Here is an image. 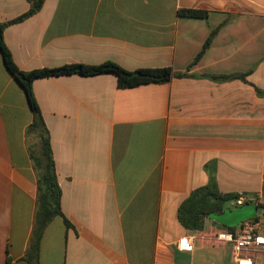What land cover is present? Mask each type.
Instances as JSON below:
<instances>
[{"label":"crops","instance_id":"crops-1","mask_svg":"<svg viewBox=\"0 0 264 264\" xmlns=\"http://www.w3.org/2000/svg\"><path fill=\"white\" fill-rule=\"evenodd\" d=\"M30 8L29 0H0V24ZM182 9L209 15L179 16ZM4 37L25 72L112 62L190 75L129 89L111 73L34 82L64 214L45 229L40 264H237L233 243L219 239L230 230L209 219L188 232L177 213L208 183L211 163L222 193L264 203V0H46ZM232 74H247V82L209 77ZM32 122L0 52V264H31ZM186 237L191 251L178 247Z\"/></svg>","mask_w":264,"mask_h":264},{"label":"trees","instance_id":"trees-1","mask_svg":"<svg viewBox=\"0 0 264 264\" xmlns=\"http://www.w3.org/2000/svg\"><path fill=\"white\" fill-rule=\"evenodd\" d=\"M45 1L46 0H29L31 8L27 13L12 21L0 24V52L5 67L25 90L29 105L33 112V122L27 129V135H34L38 138L37 147L30 150V158L37 176V204L34 216V229L27 251V261L31 264H40V245L47 226L56 217H64L62 211V189L58 180L51 137L33 91L34 82L38 79L50 77L70 75L90 77L111 73L117 76L118 87L120 89H129L148 84L167 83L173 78H185L190 76L186 73H176L171 68L140 69L130 72L112 62H106L101 65L66 64L57 68H43L28 72L20 70L13 59L12 52L5 42V30L11 25L21 23L35 16L42 10ZM178 15L206 19L209 13L204 10L182 9L178 11ZM216 33L217 30L210 33L209 38L195 62H197L208 50ZM209 77L216 81L240 79L247 82V74ZM205 169L209 176L208 183L194 189L178 208V222L188 232L204 230L205 224L207 220L210 219L211 215L224 213L226 209H229V203L238 199L240 196L234 193L224 194L219 190L216 179V167L213 163L207 165ZM251 205L258 206L259 211L262 210L264 215V203L254 202ZM252 220L261 221V217L257 215ZM65 223L67 227L71 226L67 219H65ZM219 225L230 231L235 230L233 227Z\"/></svg>","mask_w":264,"mask_h":264},{"label":"built area","instance_id":"built-area-1","mask_svg":"<svg viewBox=\"0 0 264 264\" xmlns=\"http://www.w3.org/2000/svg\"><path fill=\"white\" fill-rule=\"evenodd\" d=\"M254 202L257 200L241 194L238 199L229 204L237 209ZM219 239L233 243L237 264H254L255 255L264 254V224L262 221L252 219L244 221L234 232H226L220 235ZM178 247L181 251H191L193 249L192 239L188 237L181 239Z\"/></svg>","mask_w":264,"mask_h":264},{"label":"water","instance_id":"water-1","mask_svg":"<svg viewBox=\"0 0 264 264\" xmlns=\"http://www.w3.org/2000/svg\"><path fill=\"white\" fill-rule=\"evenodd\" d=\"M258 211V206L247 205L237 209H226L222 214L211 215L210 219L227 227H236L244 221L255 218Z\"/></svg>","mask_w":264,"mask_h":264},{"label":"rangeland","instance_id":"rangeland-1","mask_svg":"<svg viewBox=\"0 0 264 264\" xmlns=\"http://www.w3.org/2000/svg\"><path fill=\"white\" fill-rule=\"evenodd\" d=\"M33 141H34V139H33ZM228 207L231 208V209H235V207H231L230 204L228 205ZM258 216L261 217V221H262V223L264 224V215H263V211H262V210L258 211ZM257 254H259V253H257ZM261 254H262V253H261ZM262 255H264V254H262ZM258 256H259V255H258Z\"/></svg>","mask_w":264,"mask_h":264}]
</instances>
